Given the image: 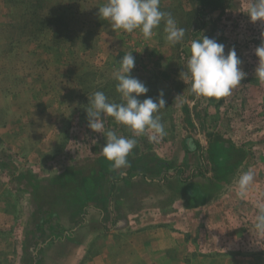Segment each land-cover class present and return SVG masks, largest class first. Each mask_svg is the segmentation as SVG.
Returning <instances> with one entry per match:
<instances>
[{"label": "rangeland", "instance_id": "1", "mask_svg": "<svg viewBox=\"0 0 264 264\" xmlns=\"http://www.w3.org/2000/svg\"><path fill=\"white\" fill-rule=\"evenodd\" d=\"M252 2L160 0L185 29L172 45L163 21L147 39L112 29L98 16L106 0H0V264H264L255 228L264 84L254 76L264 22L250 21ZM203 35L234 48L247 73L228 96L197 97L180 77ZM131 51L130 74L149 89L138 99L163 90L154 115L166 135L150 142V130L136 135L103 118L104 131L137 141L117 169L86 108L96 91L121 102L113 73ZM248 170L254 180L241 198L236 181ZM134 175L154 185L138 184L130 209L157 212L114 213L118 183Z\"/></svg>", "mask_w": 264, "mask_h": 264}, {"label": "clouds", "instance_id": "2", "mask_svg": "<svg viewBox=\"0 0 264 264\" xmlns=\"http://www.w3.org/2000/svg\"><path fill=\"white\" fill-rule=\"evenodd\" d=\"M247 14L251 22H264V0H253ZM98 16L108 21L114 30L132 32L139 29L146 39L153 35V30L163 21L167 41L172 45L182 41L185 36V29L178 26L171 13L160 9V0H106V3L98 7ZM254 54L258 57L254 76L264 84V30L261 31V43L255 48ZM241 63L234 48L226 53L223 43L203 35L202 38L191 40L186 68L180 73V77L190 92L197 97H225L247 76L240 67ZM134 67L135 57L131 51L122 57L119 69L113 73L121 102H110L102 91L88 96V126L103 134L105 143L101 154L117 169L127 166L128 154L137 141L135 138L117 135L112 130L104 131L103 118H114L117 123L136 135L146 134L150 130V142H159L166 135L164 125L159 117L154 115L160 108L165 107L163 90H160L156 100L152 97L138 99L149 89L138 78L131 76ZM253 180L254 173L251 170L238 177V196L243 198L246 195ZM255 228L264 231V206L258 209Z\"/></svg>", "mask_w": 264, "mask_h": 264}, {"label": "crops", "instance_id": "3", "mask_svg": "<svg viewBox=\"0 0 264 264\" xmlns=\"http://www.w3.org/2000/svg\"><path fill=\"white\" fill-rule=\"evenodd\" d=\"M138 176L139 175H134L133 179H122L118 183V185H117L118 188H116L117 190H116V193H115V201H114L113 208H112L115 211L114 212L115 214L126 213L128 211H134V212H137V211L142 212V211H144L142 206L139 205V204L136 205V206L139 205L138 207H136V208H134L132 210L130 209L137 202V199L135 197L138 194L136 193L135 190L139 188L138 184H143L144 186L149 187L147 189L151 190L153 188V185H154V182H153L154 180L153 179H148V178L147 179H145V178L142 179L141 176H139V177ZM150 196L153 197L152 194H150ZM131 197H133V200H134V204H132V206L128 205L129 202H127V201H130ZM157 211H158L157 208L151 207L149 209H145L144 212H146V213L147 212L154 213V212H157ZM127 214H129V213H127ZM130 217H131V215H130ZM129 221H131V220H128L123 225V228H122L126 232L132 228V226H131ZM148 227H149V225H147L145 228H148ZM139 228H142V225H140ZM122 243H123V241H122ZM102 259H105L104 256L102 257ZM112 261H113V264H114L115 258H110L107 263L110 264V263H112ZM90 264H94V262L92 261V262H90Z\"/></svg>", "mask_w": 264, "mask_h": 264}]
</instances>
